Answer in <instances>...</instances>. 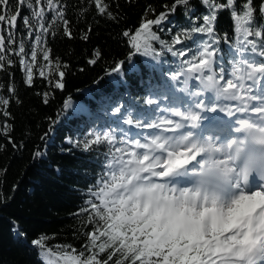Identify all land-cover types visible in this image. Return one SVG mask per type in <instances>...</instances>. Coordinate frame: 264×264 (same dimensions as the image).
<instances>
[{
    "label": "trees",
    "instance_id": "trees-1",
    "mask_svg": "<svg viewBox=\"0 0 264 264\" xmlns=\"http://www.w3.org/2000/svg\"><path fill=\"white\" fill-rule=\"evenodd\" d=\"M239 51L264 68V0H0V264H174L110 228L121 151L89 112L147 119L184 73Z\"/></svg>",
    "mask_w": 264,
    "mask_h": 264
},
{
    "label": "rangeland",
    "instance_id": "rangeland-1",
    "mask_svg": "<svg viewBox=\"0 0 264 264\" xmlns=\"http://www.w3.org/2000/svg\"><path fill=\"white\" fill-rule=\"evenodd\" d=\"M227 50L234 52L230 46H227ZM242 53V51L236 52L238 60L227 64L222 63L214 55H209L201 65L184 73L182 87L177 88L174 85L171 89L169 96L173 98L171 104L167 100L161 99V103H156L158 109L156 116L149 119L143 117L139 120L136 117L134 122L122 127L123 121L121 120L117 121L118 124H111L109 119L94 116L89 112L91 124L95 120H99L104 122L105 126L104 129L94 132L95 138L98 140L101 138L117 139L118 150L121 151L118 155V163L111 169V175L108 179V182H112L114 187L103 191L104 205L112 215L110 228L127 238L128 242L137 248L142 255L152 257L155 263L174 254L176 260L174 264H222L221 246H210L208 241L211 242L214 238H221V236L228 238V244L234 241L230 232L223 228L220 218L214 215L211 218L212 215L208 210L213 209L214 205L207 206L205 210L200 211V208H193L191 203L186 202L188 195H183L182 192L173 194L171 191L168 193L167 190H163L159 192L162 199L171 200L174 203L173 210L167 211L166 205L163 206L159 203L160 207L154 208L148 201L135 200L131 195L117 191L135 177L134 174L136 175V173L132 166H140L141 170H147L155 169L160 165L162 158L152 153L154 148L165 143L159 141L158 136L161 132L159 128L176 121L172 112L183 116L186 110H190V107L192 109V106H188V102H192L193 107L207 112L214 108L211 104H215L217 101L218 108L219 106L227 108L231 106L224 102L219 104V102L228 101L229 97L224 94L228 95L229 93L236 96L233 100L235 102L234 107H237L240 103V100L237 99L238 91L242 87L250 89V86L256 87L257 91L262 88L261 93L254 91L258 97L251 96V98L264 101V68L257 64L244 62L241 59ZM144 57L151 56L145 53ZM262 57L264 58V56ZM131 68H135L134 63L129 65V70ZM24 71L28 77L25 66ZM111 78L113 79L114 76L111 75ZM113 81L115 82V80ZM210 82L215 86L218 93L213 92V95H210ZM246 83H250V85ZM254 87L250 90L251 92H253ZM184 99L186 104L183 102ZM208 99L211 100L207 101ZM74 108L75 103L68 101L65 104L62 117L68 118L69 113ZM193 112L191 110L187 118ZM172 115L174 117H171ZM216 115L214 114V117ZM117 127L120 131L117 130ZM88 133L85 131L82 138L88 136ZM204 138L206 137L204 136ZM66 142L71 143L68 139ZM75 142L77 141L73 143ZM206 145L208 148L209 146L210 148L213 147L211 144ZM124 170L125 173H122ZM139 190L140 192H155L158 191V188L156 186H141ZM242 197L235 199V206L242 202ZM190 199L193 202L196 195L192 193ZM166 200L164 201L166 202ZM216 213L219 212L216 211Z\"/></svg>",
    "mask_w": 264,
    "mask_h": 264
},
{
    "label": "bare ground",
    "instance_id": "bare-ground-1",
    "mask_svg": "<svg viewBox=\"0 0 264 264\" xmlns=\"http://www.w3.org/2000/svg\"><path fill=\"white\" fill-rule=\"evenodd\" d=\"M246 84L250 85V83ZM253 87L250 86V89L247 87H242L238 91L237 99L240 100V103L237 105V107H234L235 102L233 100L236 96L230 95L229 93L228 95L224 94L225 96L229 97V100L225 99L228 101H220L219 104L221 102H224L227 105H230L231 107L222 109L220 107L218 108V101L215 104H211L214 108L209 111H216L221 109L222 111H216V114H218L217 117L219 115L223 116V120L217 122L215 128L211 130L202 129V127L200 126L201 120H203V115L211 114L207 111H204L203 109L199 110L198 108L193 107L192 102H188V106H192V109L190 107V110H186V113H184L183 116L172 112L175 117L173 115L171 117L176 118V121L171 124L167 123L162 128H159V131H161L158 136L159 141H164L165 143L157 146L152 150V153H155L156 155L162 158L160 165L155 169L147 170H141L140 166H132L136 173V175L134 174L135 177H133L131 181L125 183L122 187H120L117 192L126 195H131L135 200L148 201L154 208L160 207V203L163 206L166 205L167 211L173 210L174 203H172L171 200L169 201L166 199H162L159 193L163 191V189H165V185L163 183L165 177L169 175H174L173 173H170L169 175L166 174L169 169V166L177 165L179 167L189 169L192 166L199 167L202 163H210L214 160L217 162H224L225 157L220 151H216V147H214L215 149H211L210 146L208 148V146L206 145L207 139L200 138L199 140H194L191 135L186 136V134L184 133L187 131L186 126L193 124L194 127L200 129L201 132L206 137H208L209 135L216 132L221 123H226V121L228 120L232 122L234 116H237L242 119H244V117L252 119L251 124H255L257 126L256 128L260 129L261 131H264V101H259L251 98V96L258 97L254 93V91L257 93H261L262 88H259L257 91V88L254 87V89L252 90L253 92H251L250 90ZM209 91L210 95H213V92L218 93L215 86H213L211 82L209 83ZM209 100L211 99H208L207 101ZM183 102L185 104L187 103L185 99L183 100ZM241 105H244L243 107H245L246 109L244 115L242 113L243 108H241ZM184 107L183 109H186ZM191 110L194 111V114L192 113L191 116L187 118ZM227 116H229V118H226ZM209 144L212 145L213 141H211V143ZM200 156H204V158H201ZM219 168L224 169L222 165ZM227 177L229 176L227 175ZM141 186H156L158 188V191L156 190L155 192H140L139 187ZM166 189H168V193L169 191H171L173 194H178V191H175L171 186ZM183 193H186L185 190L183 191ZM191 194L192 192H188L186 194L188 195V201L186 202L191 203L193 208H200V211L205 210L207 206L214 205L213 209L208 210L209 213H211L212 215L211 218L213 217V215L215 217H219L222 222L223 228L227 229L230 232L232 238L234 239L233 243L231 244L227 243L228 238H224V236V239L221 236V238H214L211 242L208 241V244H210V246H221L220 258L222 259V264H254L248 259V252L250 251L248 245L250 242H258L261 246L264 245V219H261V217L257 215H253V220L250 225L252 229L250 236L243 233V229L245 227L242 224V220L245 216L254 214V211L257 208H260L264 205L262 192L257 189L253 194L251 193L250 196H243L242 202H238L240 204H237L236 206L234 204L235 199L231 202H226L223 199H209L208 196H203L200 201L193 200L192 202V199H190ZM244 194L245 193H242V195ZM164 200H166V202ZM216 211L219 213H216ZM253 223H256V225L254 226ZM234 233H237V236L239 237L234 236L236 235ZM42 257L46 264H53L49 261L50 259L48 260L46 254H43Z\"/></svg>",
    "mask_w": 264,
    "mask_h": 264
},
{
    "label": "water",
    "instance_id": "water-1",
    "mask_svg": "<svg viewBox=\"0 0 264 264\" xmlns=\"http://www.w3.org/2000/svg\"><path fill=\"white\" fill-rule=\"evenodd\" d=\"M179 167L177 166H170L168 171H167V174H170V173H176V171L178 170Z\"/></svg>",
    "mask_w": 264,
    "mask_h": 264
}]
</instances>
